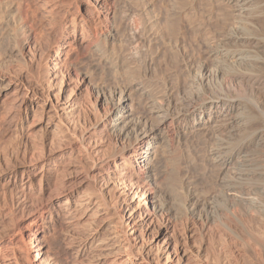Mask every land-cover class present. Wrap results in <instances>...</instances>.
Instances as JSON below:
<instances>
[{
    "label": "bare ground",
    "instance_id": "1",
    "mask_svg": "<svg viewBox=\"0 0 264 264\" xmlns=\"http://www.w3.org/2000/svg\"><path fill=\"white\" fill-rule=\"evenodd\" d=\"M132 1L0 0L2 17L19 24L16 30L10 26L8 52L0 61V264H24L21 250L26 264H195L192 244L198 238L207 259V249L218 247L211 254L214 264H239V235L260 219L261 204L252 194L261 188L256 149L264 147V129L242 138L252 119L242 104L232 109L228 84H208L219 70L202 72L196 80L175 79L163 99L152 97L135 73L109 94L90 85L86 63L116 68L118 55L111 51L122 37L121 21L140 19L126 8ZM226 1L234 7L238 26L224 32L208 54L228 83L230 58L245 70L263 40L243 24L258 0ZM182 12L179 5L161 19H148L153 14L144 12L157 44L155 55L167 48L157 42L153 26L163 23L172 33L178 25L173 19ZM228 40L246 47L228 49ZM250 71L241 78L256 87L260 79ZM135 92L142 105L135 103ZM198 137L206 145L201 153L184 142ZM197 163L203 169L200 175L194 173ZM200 179L206 184L199 185ZM28 218L32 220L26 223ZM258 237L264 241V228Z\"/></svg>",
    "mask_w": 264,
    "mask_h": 264
},
{
    "label": "rangeland",
    "instance_id": "2",
    "mask_svg": "<svg viewBox=\"0 0 264 264\" xmlns=\"http://www.w3.org/2000/svg\"><path fill=\"white\" fill-rule=\"evenodd\" d=\"M134 1L135 0H133L131 3H129L128 6H126V8L129 7L128 9H131V11L133 12L132 13L133 17L135 15V16H137V18H140V19H136V17L133 18V21H135L134 19H136L139 23H137V21H135V23H136L135 24L133 21L132 22H128L126 20H124V22H123V19H122V21H121L122 28H124L125 31H123V29L121 28V24H120L119 31L121 30V32H119L118 37L121 34H122V37L120 36L119 39L117 38L118 42L115 43L114 46L112 47L114 50L111 48L113 50L111 52L112 53L114 52V54H112V55H114V57H115V54L118 55V56L115 57L116 60H118V62H117V64L115 63V65H113L114 67L116 66V68H113L110 65H109V69L107 68L108 66L106 68H104L106 65L102 66V64H100V63H96V65H95L96 68H95L92 65L93 63L89 64V65L86 63L84 69L87 67L88 70L85 69V71H87V73L90 72L89 73V75L91 77L90 78L91 79L90 80L91 81L90 85H92L93 87L94 86L98 87V85H99V86H101L103 88V90L107 94H109L113 90L117 91V90L121 89L122 85L125 84V82L128 81V80L126 81V79H129V77L130 78L134 77V75L136 74L135 75L136 78H138L140 80L143 78L142 80L144 81V83L148 87V89L150 90V93H151L152 97H154L156 99H163L166 96L165 94H166L167 90L169 89L167 87H170V84H173V83L175 84V82L178 81L179 79L180 80H185V81L196 80L198 78V76L201 75L202 72L204 73L205 71H208V74H210V71L214 72L216 70H219L220 71L219 75L218 76H211L210 80L208 81V84H210L211 86L217 87V88L218 87L219 88H225L224 86L228 84V96H229L230 104L232 105V109L234 110L233 107L236 106L238 103L242 104L243 105L242 106V108H243L242 110L244 111L245 114L249 115L250 118L252 119V121L247 125L248 127H246V129H244L243 132L241 131L242 138L243 137H248L251 134L252 131H255V130L258 131L259 129H264V0H260V1L258 0L257 1V4H256V8L257 9L253 8V10L255 9V11H251L249 13V15L252 14V13H253V15H250V16L248 15L249 17L247 16V19L245 20L246 23H245V21L243 23L244 27H247L250 31L251 30L253 31V28H254V31L253 32L251 31V32L254 33L255 35H258L263 40V42L261 43V46L259 48H254V50L256 49L257 52L253 53L254 55L252 54L253 57H252V61L251 62H252L253 65L250 66V67L245 65V70H243L244 66L242 64L240 65L239 62L237 60H235L234 57L230 58L232 61H229V62L231 63L230 65L232 66L233 69H231L232 71L228 69V71H229L228 72V83L226 82V80H224L225 77L223 79H221L224 76V75H222V73L224 71L221 68L218 69L216 67V60H214L212 57L209 56L208 51H209V49L211 48L212 45L216 46L217 44L222 42V40H223L224 36L226 35L227 31L229 32L231 30H234L235 29L234 26H236V27L238 26L237 22L234 19L235 18L234 17V13L235 12H234V9H233L234 7L232 8V4L231 3L230 4H229V2L227 3L226 0H136L135 1L136 3ZM178 5L181 8H183V11H185V13L182 12L183 13V17L181 16L182 13L180 14V16L179 15L175 16L176 18H178L177 21H179V22H175V20H176L175 17H173L175 19L172 18L173 21H174L173 23H175L174 25L178 24V25H176V26H178L177 28H176V26H174V30H173L174 32L171 33L166 28H163V27H165V26H163V25H165L163 23H162V25L160 23H157L158 25L160 24V26H162V27H160V26H158L156 24L152 28V30L154 29V32H156V36L158 37V41L157 42L160 43V44H162L164 42L166 43L165 46L167 48V51H165L164 53L165 54H167V53L171 54L172 53L171 54L172 58H171V55L167 54L166 56H168V57L170 56V57L169 58L166 57V59H163L165 57L164 56L165 54L155 55L154 52H153V51H155L154 48L157 47V46H155L157 44L154 43V40H151V38H150L151 35H150V32L147 30L148 27L146 28V26H147L146 22L148 20L145 19V18L148 15H150V14H153V15L149 16L151 18L147 17L148 19H153L152 18L153 16L158 18V19L164 18L165 16H163L162 14L165 15L166 11L169 12V9H171L174 6L177 7ZM134 7H136V8L134 9ZM168 7H170V8L167 9ZM148 8H149V10H148ZM144 9L147 10V11H145ZM136 11H138V12H136ZM1 12L2 11L0 10V57L2 56L0 58V61H2V59L4 58V56L7 55V52H8V50L6 49V48H8V42H7L8 38L5 37V36H8L7 32L9 30H11L12 26H13L12 30H16L18 28V25H19L18 24V20H17V22H13V21H16V19L15 20H11L10 21L11 24H10V22L7 23L5 17H2V15L4 16L3 12L2 13ZM144 12H146L148 15L145 16L146 14ZM138 14L141 15V17ZM167 14H166V17H167ZM184 15H186V16H184ZM254 15H255V17L253 18ZM142 18H143V20L141 22L140 20ZM169 18L171 19V16ZM249 18H251V19L249 20ZM183 20H184L185 23L183 22ZM247 21L248 22L251 21L252 23L251 22L248 23ZM144 22H145V24H144ZM187 22L189 23V26H188ZM235 22H236V25L234 24ZM5 23H7V25ZM130 24L133 27H130ZM137 24H139V25L142 24V26L141 25L139 26ZM190 24L192 26H194V25L195 26L191 27ZM136 25L139 26V27H136ZM16 26H17V28H16ZM127 26L131 29L130 31L128 30ZM155 26L157 28L159 27L160 30L162 29L163 32L161 33V31L158 30L159 28L157 29ZM184 26H187V27H184ZM140 28H142L141 31L138 30ZM144 30H145V33H147V32H149V33H147L145 35ZM175 30L177 31L178 35H177ZM219 31H220V33H219ZM135 32H136V34H135ZM138 32H139V35H138ZM224 32H225V34H223ZM159 33H160V35L158 36ZM168 33L171 34L170 35L171 38L169 37ZM162 34H163L164 37L162 36ZM172 34H175L176 36L173 35V37H172ZM147 36H149V38ZM165 36H166V38H165ZM131 37H132L133 40H131ZM172 38H173V40H171ZM139 39H140V41H138ZM166 39H169V40H166ZM159 40L160 41L162 40L163 42H159ZM174 40H176L175 41L176 43L174 42ZM141 41H143V42H141ZM146 41H148V44H147ZM167 41H168V43H167ZM119 43L122 44V45H119ZM135 43H137V45ZM171 43H173V44H171ZM230 43H232V44H230ZM138 44L139 45L141 44L140 47L142 48V50H140V47L138 46ZM153 44H154V46H152ZM168 44H169V46H168ZM239 44H240V42L234 43L232 40L231 41L228 40V49H231V50H234V49H240L241 50L242 49V50H244V46L246 47V45L245 44L243 45V43H241L240 45ZM174 45H175V48H174ZM169 47H172L173 50H170L171 48L169 49ZM118 48L121 51L116 50ZM137 48H138V50H137ZM151 48H153V49L151 50ZM122 49H124V51L125 50L126 51L124 52ZM168 49L171 51V53H170V51ZM246 49L247 48H245V50ZM148 50H150V51H148ZM141 51H142V53L145 52V54L144 55L141 54ZM137 52H139V54H137ZM149 54L150 55L152 54V55L150 56ZM124 55L125 56L128 55V56L125 57ZM135 55H138V56H135ZM140 55H141V57H140ZM161 56H163V57H161ZM117 57H119V59ZM136 57H137V59H136ZM144 57L146 58V60H145ZM159 57H161L163 59V60H161L162 61L161 65L159 64V62H160V60L158 59ZM122 58H125L124 59L125 62L128 63V65H127V63H125L127 66H129L131 64V67L129 66L130 68H126L127 66L122 64V61H123ZM152 58H153V60H152ZM154 58H156V59H154ZM253 59H255L254 60L255 62L253 61ZM134 60H135V62H134ZM139 62H141V64ZM89 63H90V61H89ZM167 63H168V65H167ZM137 64H139V65H137ZM88 66H89V68H88ZM98 66H99V68L101 67L102 70L99 69ZM91 67H93L92 68L93 70L91 69ZM124 67L126 69H128V70H126ZM133 67H134V69H136V71H133L134 70ZM97 68L99 70H101V71H98ZM120 68L123 69L122 70L123 72L120 71L121 70ZM250 68H251V71H250ZM166 69H168L172 75L169 73L168 70L166 71ZM247 69H249V70H247ZM127 71H128V73H127ZM132 71H133V75H132ZM180 71L182 73H180ZM221 71H222V73H221ZM247 71H250L251 73H253L256 76H258V78L260 79L259 80V85H257L258 87L257 86L255 87V85L250 86V84L247 81H245L243 78H241L242 75H243L242 73L243 72L246 73ZM94 72H96V73H94ZM141 72L143 73V75H142ZM100 73H101V76H100ZM109 73H112V75H114L113 78H112V75H109ZM116 73L117 74L119 73V74L117 75ZM161 73L163 74V76H162ZM168 73H169V75H168ZM184 73H186V76H185ZM158 74L161 75V77L158 76ZM182 74H184L185 77L183 76L181 78L180 75H182ZM96 75H97V77H95ZM117 76L119 78H116ZM123 76H124V78H123ZM155 76H157V77H155ZM167 76H169V77L171 76V78H169ZM188 76L190 77V79H187ZM114 77L116 78L115 81H114ZM125 77H128V78H125ZM172 77H174V79ZM191 77H193V78H191ZM144 78H145V80H144ZM154 78H155V80H154ZM164 78H165V82H163ZM101 79L102 80L104 79V80L102 81ZM117 79L118 80L120 79L119 85L122 84V85H120V87L118 85V80ZM175 79H176V81H175ZM116 80H117V83H115ZM172 80L174 82H171ZM95 81H97V82L95 83ZM100 81H102V82H100ZM156 81H158V82H156ZM92 82L94 83V85H93ZM155 82H156V85H154ZM169 82H171V83H169ZM101 83H102V85H101ZM151 83L153 84L154 88H153ZM221 83H223L224 86H223V84L221 86ZM161 84H163L164 86L166 85V86L164 87ZM158 85L162 86L161 90H160V87ZM112 88H114V89L112 90ZM157 90H158V93H160V94L155 92ZM136 93H139V92H135L134 93L135 94L134 95V101L137 104V106L138 105H142L143 103L141 104V102H143V98L139 94L136 97ZM161 97H163V98H161ZM137 98L139 100H142V101L139 102V100H137ZM253 108H254V110H253ZM174 131H176V130L174 129ZM173 137H176V135H174ZM175 140H176V138H175ZM193 140L192 139H187V141L184 140L185 145H187L189 150L195 151L197 149V151H200L199 153H201L202 150L203 151L205 150L206 145H204V140L202 139V137H200V138L198 137L196 139L198 145L196 143H194V141H196V140H194V141ZM188 142H190V143L192 142L191 144H193V145H190V143L188 144ZM198 142H200V143H198ZM195 145H197L199 147H197ZM190 147H191V149H190ZM193 147L196 148V149H194ZM200 148H203V149L199 150ZM263 148L264 147L261 146V148L259 147V148L256 149V150H258V152H257V156L258 157L256 159V163H257L256 165L261 166V164H262L261 168H262V171H263L262 176L257 178V182L259 183V186L261 188H260L258 194H257V192L252 194V195H255L257 197V199L259 200V202L261 204L260 211H259L260 219L251 221L249 224H247L243 228V232L240 233V235H239V236H241L239 239H241V241H242V242H240V244L238 243L240 240L239 239L236 240V243L239 244L241 248H243L242 249V256L239 258L240 261H238L239 264H264V241L260 240L259 237H258V234L260 233V229L262 230L264 228V169H263L264 168V149ZM259 151H260V153H259ZM259 159H260V161H258ZM262 160H263V162H262ZM258 163H260V164H258ZM198 165H199L198 163L196 165H194L195 166L194 173H199L198 175H200L201 172H203V169L201 170V168H200L201 166L200 165H199L200 167L198 168ZM205 180H208V179H205ZM200 181H199V183H200L199 185H205L206 182H207L206 181L205 184H203L204 181L201 180V179H200ZM260 192H263V193H260ZM31 220H32V218H28L26 223L30 222ZM32 228H34V227H32ZM257 231H259V232H257ZM211 235H213V234H211ZM32 244H33V242L30 243V245H32ZM199 244L201 245L200 238L195 239V241L192 244V245H194V246H192V251L194 250L193 253L195 255L194 256L195 258H194L193 262L195 264H206V263L214 264L211 254L214 253L218 249V247H214L215 246L214 245L212 247H209V249H207L208 250V256H209L208 259H207V258H205V255H204L205 251L202 250V248L199 246ZM241 244H243V245H241ZM33 253H34V250H32L30 252V255L33 256ZM20 257H21V261L24 264L28 263V260L26 259L25 254H24V252L22 250L20 251Z\"/></svg>",
    "mask_w": 264,
    "mask_h": 264
}]
</instances>
